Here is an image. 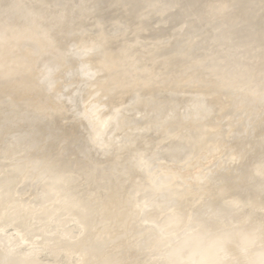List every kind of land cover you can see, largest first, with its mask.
<instances>
[{
  "label": "rangeland",
  "instance_id": "374dc122",
  "mask_svg": "<svg viewBox=\"0 0 264 264\" xmlns=\"http://www.w3.org/2000/svg\"><path fill=\"white\" fill-rule=\"evenodd\" d=\"M61 2L65 6L74 1ZM217 2L227 7L217 17L226 26L220 31L209 28L207 33L214 39L226 38L235 33V39L228 47L213 48L212 53L216 56L211 55L216 62L218 59L220 63L225 62L226 57L240 59L243 47L259 40L250 53H245L249 68L246 74L248 82L228 78L226 72L233 69L231 65L223 67L217 74L206 73L180 81L157 61L155 78L124 81L117 86V66L106 68L107 59L103 57L105 51L98 46V42L93 43L92 36L83 43L75 36L69 37L59 49L54 47L53 39L44 42L38 41L37 37L29 43L16 41L11 45L2 41L0 75L16 73L13 66L23 58L25 63L31 64L30 78L38 86L26 93L17 91L11 100L0 102V165L5 167L4 170L8 169L6 173L0 174V264H154L152 258L158 260L155 261L156 264H264V214H236L241 206L248 205L257 209L264 205V63L261 62L264 59V0ZM0 3L2 4V0ZM161 4L162 2L156 8L153 7L154 10H160ZM73 10L68 16L70 22H78L89 14L88 11L78 9L77 5H73ZM145 10H150L148 3ZM79 13L83 16L78 15ZM106 19L103 16L94 22L99 32L93 36H98L104 42L106 35L103 36V26ZM114 19L116 20L109 25L113 28L120 25L118 31L123 33V38L110 45V48L124 45L120 51L126 55L124 63L135 62L136 68L142 67L136 69L138 74L151 69L152 63L150 65L149 62L161 51L160 48L170 47L186 57L195 53L193 48L202 42L193 39L198 27L182 26L179 35L173 38L175 25H168L160 28L155 39L159 43L152 45L146 43L151 41L149 36L152 30L139 38L135 34L125 37L130 33L129 24H121L120 18ZM80 28L85 33L91 30L84 26ZM150 28H155V25ZM255 30L258 31L254 33ZM180 36L185 39L184 43L176 44L175 39ZM28 45L33 46L32 49L45 50L41 54L20 50ZM12 46L14 48L9 49ZM6 50H10V54H4ZM15 53L16 59L10 60L9 56ZM113 57L114 55L110 59H116ZM208 61L211 63L210 59ZM127 71L121 74L125 78L131 76ZM198 104L200 108L202 106L199 111L195 110ZM114 114L116 116L111 119ZM147 118L151 120L150 123ZM98 119L108 128L102 129L103 123ZM142 121H146L145 124ZM89 123L92 147H95V152L98 151L96 156L101 158L96 161L99 171L91 177H79V182L75 177L71 183H75V186L79 183L75 189L71 184L68 187L59 184L61 177L50 175L53 168H49L46 163L58 156L70 161L77 154L87 151ZM142 124L148 125L147 129L151 125L148 132ZM195 126L196 130H192ZM143 128L152 140L158 138L159 134V142L164 136L169 141L162 139L164 141H157V145L154 139V145L148 138L149 135L141 133ZM182 128L184 132H181L185 136H203L198 147L197 143L192 145L189 142L186 144L188 150L183 145L178 150L181 139L177 137L183 138V135L174 132ZM103 130L106 131L105 135ZM99 131L103 134H97ZM203 134L209 135V138ZM131 135L133 136L128 137ZM134 135H137L136 142ZM201 136H198L200 140ZM14 138H17V142H12V145L18 143L16 148H6ZM97 138H105L107 143H113L112 147L118 146L117 150L107 147L104 139L100 141ZM117 138L125 141H117ZM126 138H132L133 141L128 140L136 143V147L133 148L134 144ZM145 139L149 140L146 142ZM150 140L152 143L149 145ZM123 142H126L125 145ZM203 142L207 145H203ZM129 143L132 144L130 148L127 146ZM143 144L148 146V150L145 151ZM212 144L215 146L212 147ZM131 147L133 151L136 150L135 156L137 153H144L145 157L137 155L135 159ZM141 147L143 152H140ZM109 148L113 151L109 152ZM136 148H140V151L137 152ZM211 148H215V151ZM114 151L118 152L115 154L119 163L123 157H130V160L133 157L140 164L150 155L146 160L153 167L145 166L148 164L144 160L146 164L142 166L145 168H141L149 170L145 173L144 169L140 171V166L136 169L139 165L137 162L133 161L131 164L136 165L131 167L126 159L124 162L129 164L122 167L124 162L120 165L115 158H105L106 152H113L115 155ZM129 151L132 153H127ZM102 154H105L104 157ZM21 156L29 158V161L25 162L27 159L24 160ZM35 160L42 165L37 163L41 165L37 168ZM28 162L34 163V166ZM0 170L4 172L1 166ZM45 170L46 173L49 170V173L45 174ZM163 170L170 171L172 175L168 172L165 175ZM78 176L77 174V178ZM162 176H169L167 179L169 181L170 178V181L168 184L165 178L167 182L162 183L168 185L162 184L163 188L159 189L162 187L159 181ZM149 177L151 181L148 180ZM30 179H34L36 184H22L18 187V183L31 181ZM142 184L153 186H145V190L142 189L145 188ZM166 187L174 189L177 195H172L174 192L170 189L171 196ZM148 189L152 192L147 196H150L151 199L148 200L151 202L142 193L143 190L147 193ZM163 189L168 193L165 194ZM139 190L142 194H139ZM131 191L133 198L138 197L137 194L143 195L148 203L143 202V198L139 196L144 206H140L143 203L139 204L141 201L136 200L133 205L130 201ZM157 191L164 193L165 199L163 196H159L162 199L159 198ZM72 201L80 205V216L85 214L84 230L79 234V227L75 225L77 216L68 210ZM20 239L25 240L23 245ZM39 258H43L45 263L30 261Z\"/></svg>",
  "mask_w": 264,
  "mask_h": 264
},
{
  "label": "water",
  "instance_id": "95a60500",
  "mask_svg": "<svg viewBox=\"0 0 264 264\" xmlns=\"http://www.w3.org/2000/svg\"><path fill=\"white\" fill-rule=\"evenodd\" d=\"M12 1V0H10ZM9 0H2V5H10L11 2ZM40 2H45L46 3H51L53 0H27L25 4H33L34 7H37L38 3ZM91 1V0H89ZM88 1V2H89ZM147 0H122L121 4H114L113 0H98L95 1V3L91 4L90 8L92 12L89 13H102L101 15H104L108 20L111 17H116L122 19V23L129 24V34H125V37H129L130 34H135L137 38L140 37L143 33L152 30L151 37L149 36V39H151L150 43L152 45H156L159 42L155 40L158 36L159 30L162 27L168 26V25H175V32L173 33L172 37H176L179 35V29L182 26H185L187 28L188 26H191V28H197L195 32V37L193 39L195 40H201L202 42H199L198 46L196 48H193V52L195 53H190L189 55H186V57H182V52L177 51V50H172L170 47H167L166 49H161L160 52L156 54V56H153L154 59H151L152 65L150 66L151 69L144 71L142 74H138L136 69H142L141 68H136L134 66L135 62H131L127 64V62L124 63L126 59V55L121 51L123 48L122 46L124 45H119V46H112L110 48V45H113L116 41L121 40L122 34L118 30L120 29V25H117L115 28L113 26L109 25L111 23V20L108 22H105L104 29V35H106V40L105 42L108 44L107 47H105L106 43L103 41H100L98 36H93L96 35V32H98V29L96 28V24L94 23V18L96 17L95 14L92 15H87L88 18L85 16L82 22H75V26L69 27V25H66L65 23H62L60 21H50L51 19H46L43 20L46 29L52 30V37L54 41V47L56 48H61L64 43L67 41L69 37L75 36L77 40L81 43H83L87 38L92 36L91 40L93 43H102L103 46L105 47V52L103 53V57L107 59L106 63V68L112 69L113 67L117 66L118 69V77L115 80V85L119 86L122 82H131V81H137L140 79H148L147 77L155 78V64L158 61L159 65L162 66L163 68H167L168 72L170 75H175L178 77L180 81L189 78L192 76V78H197L201 74H206V73H212V74H217L220 73L222 68H227L228 66H232L233 69L231 71H227L226 73L228 74V78H233L236 79L239 82H248L249 80L246 78V74L248 72V65H247V57H245V53H250L256 44L259 42V40H254L247 44L246 46L243 47V56L240 59L236 58H229L226 57L224 60L225 62L220 63L219 59L216 62L211 54L215 55L212 53L213 48L219 47V48H225L230 46L234 39H235V33L231 34L230 36L226 38H221V39H214L212 36L208 35L207 30L211 28L213 31H220L223 30L224 26H226V23H220L219 20H217V17L221 14H223L226 11V5L222 4L220 2H217L218 0H161L162 2V7L160 10H154V8L150 9L149 11V17H147L148 22L142 23L141 19H144L143 16H146L143 14V16L139 13H136L137 11H140L141 9L145 10L146 5H147ZM100 3V4H99ZM208 8L207 13L205 12V8ZM50 14H59L60 12H53L49 8ZM78 11V10H77ZM103 11V12H102ZM37 12V11H35ZM79 12V11H78ZM141 12V11H140ZM146 13V10L143 11ZM40 13V12H38ZM78 15L83 16L81 13ZM77 15V17H79ZM100 15V16H101ZM87 18V19H86ZM106 19V20H107ZM208 19H216V23L212 24L209 22ZM82 20V19H81ZM80 20V21H81ZM105 20V21H106ZM10 25L14 24L18 31L22 29V26L24 25L21 19H16L13 18L10 20ZM80 24H84L85 28H88L90 30L89 33H85L83 30H81ZM151 25H155V28L151 29ZM2 26V24H1ZM99 28V27H98ZM109 28L111 31H109ZM24 29V28H23ZM258 30L253 31L256 33ZM85 33V35H84ZM134 36V35H133ZM124 37V38H125ZM230 37L233 38V40H230ZM205 40L209 43H204ZM140 44L141 43L139 40H137ZM169 39L166 41L168 43ZM217 42V43H214ZM29 43V42H28ZM92 43V44H93ZM163 44V43H161ZM144 45V44H143ZM33 46L28 45L27 47L20 48L22 51H30L32 53H39L43 52L45 49H32ZM163 47V46H161ZM14 47L9 49H13ZM172 48V45H171ZM56 49V50H58ZM86 52L87 50L84 49ZM83 51V52H84ZM89 51V50H88ZM99 51V50H98ZM169 51V52H168ZM7 52V54H10V50H6L4 54ZM116 57V59H110L112 56ZM172 56V57H171ZM17 57V54H11L9 56V59L14 61ZM113 57V58H114ZM158 58V59H157ZM23 59V58H22ZM21 59L13 68L17 70L16 73L10 75V74H1L0 75V102H4L6 100H11L12 96L17 92L20 91L22 93L30 92L32 90H35L38 86V84L33 83L32 79L30 78V67L31 64L29 62H24ZM211 63H209V60ZM153 61V62H152ZM140 62V61H139ZM264 63V59L261 61ZM260 62V63H261ZM128 70L127 72H130V77L125 78L121 74ZM121 75V76H119ZM45 85L47 84L46 81ZM47 86V85H46ZM89 139H88V149L87 151H84L82 153H79L76 155L75 158H73L70 161L65 160L63 157H56L52 161H49L48 164L52 167H58L60 169H65L70 167L71 169L75 170L80 178L83 177H91L95 172H98V166L96 161L98 159H101L100 156L95 155V150L92 147V142H91V127L89 123ZM183 129H178L174 133H181ZM12 142H17V138H14L11 143L7 145L6 148H11L13 147L12 150L16 148L18 145L15 144L14 146L12 145ZM151 144V143H150ZM1 148V145H0ZM105 158L107 159H114L115 156L112 155L111 153L108 154ZM103 158V159H105ZM41 164V162H38ZM3 170L5 167L3 165H0ZM8 170V169H6ZM6 170L4 172L0 170V174L6 173ZM1 174V175H2ZM31 181H25L23 183H18V187L24 184V186H33L36 184L34 179H30ZM39 183V182H38ZM243 200V199H242ZM237 213H259V214H264V205L262 208H257V209H252L248 205L241 206L237 211Z\"/></svg>",
  "mask_w": 264,
  "mask_h": 264
},
{
  "label": "bare ground",
  "instance_id": "6f19581e",
  "mask_svg": "<svg viewBox=\"0 0 264 264\" xmlns=\"http://www.w3.org/2000/svg\"><path fill=\"white\" fill-rule=\"evenodd\" d=\"M10 1V0H9ZM74 2H73V4H68V5H65V6H63V3L61 2V0H53L51 3H46V1L45 2H40L39 1V3H38V5H37V7H34L33 6V4H31V3H29L28 5L27 4H25L26 2H27V0H12V1H10L11 2V4L10 5H5V6H3L1 3H0V44H2L3 45V43L4 44H6V45H11L12 43H15L16 41H20L21 43H27V42H29V41H32L33 39H37V37H38V41H44V42H47V41H49L50 39L52 40L53 39V35H52V30L50 31V30H48V29H46V27H45V25H43L44 24V22H43V20H46V19H51L50 21H60V22H62V23H65L66 25H69V27H73V26H75L74 24H75V22H76V20H72V22H70L69 21V19H68V16L72 13V12H74V10H73V5H77V8L79 9V8H81V10H83V11H88V13L89 12H92L91 11V8H90V6H91V4H93V3H95V1H97L98 2V0H91V1H89V0H73ZM89 1V2H88ZM71 2H72V0H71ZM147 3H148V5H149V7H150V9H151V11H152V9H153V7L154 8H156V6H158V4L161 2V0H147L146 1ZM113 3L114 4H121L122 3V0H113ZM49 8L53 11V12H60L59 14H56V15H54V14H50V11H49ZM206 10H205V12H206V14L208 15L209 13H207V11H208V8L206 7L205 8ZM35 11H37V12H35ZM145 11V10H144ZM149 11L150 10H146V13H144L143 12V10H141V12L140 11H137L136 13H139V14H141L142 16H143V14H145L146 16H143L144 17V19H141V22L142 23H145V22H148V20L149 19H147V17H149ZM150 11V12H151ZM38 12H40V13H38ZM103 12V11H102ZM93 14H95L96 15V17L94 18L95 20H94V22H96V21H98L101 17H103L104 15H101L102 13H89V15H92V16H94ZM88 15V16H89ZM101 15V16H100ZM88 16H87V18H88ZM117 17V16H116ZM13 18H16L17 20L18 19H21L22 21H24L23 22V26H22V29L21 30H19L18 31V29H17V27L14 25V24H12V25H10V20L11 19H13ZM84 18V17H83ZM82 18V20L80 21H78V22H82V23H84L86 20L85 19H83ZM86 18V19H87ZM115 17H111L109 20H111V19H113L112 21H114V20H116V19H114ZM83 20H85V21H83ZM108 19H107V21L106 22H108L109 21ZM209 20V22L210 23H212V24H214V23H216V19H208ZM52 21V22H53ZM111 21V22H112ZM1 24H2V26H1ZM80 26H84V24H80ZM24 28V29H23ZM254 29H256V28H254ZM99 32V31H98ZM34 33H37V34H34ZM36 37V38H35ZM184 38L183 37H179V38H177V39H175V42H176V44H181V43H184ZM230 40L232 41L233 40V38L232 37H230ZM2 41H3V43H2ZM101 41V40H100ZM106 43V42H105ZM206 43H209V42H207L206 41ZM107 43H106V45H105V47H107ZM98 46L100 47V48H102V51H105V47L103 46V44L102 43H98ZM140 52V51H139ZM225 59V58H224ZM226 60V59H225ZM137 64V63H136ZM139 65V64H138ZM197 107V109H195V110H197V111H199L200 109H202V106H201V108H200V105L198 104V106H196ZM15 108V107H14ZM17 108V107H16ZM15 108V109H16ZM12 111H14V110H12ZM23 111H25L24 109H23ZM26 112V111H25ZM30 112V111H29ZM128 112H130V111H128ZM136 112V111H135ZM33 114V113H32ZM129 114V113H128ZM137 114V113H136ZM14 115H15V113H14ZM17 115V114H16ZM133 115V114H132ZM135 115V114H134ZM149 115V114H148ZM116 115L114 114L113 115V118H111V119H114V117H115ZM127 116V115H126ZM125 116V117H126ZM138 117H139V115H137ZM136 116V117H137ZM23 117H25V116H23ZM112 117V116H111ZM129 116H127V118H128ZM144 116L142 115V118H143ZM116 118H118V116L116 117ZM133 118H134V116H133ZM96 119V118H95ZM94 119V120H95ZM105 119H106V117H105ZM110 118H109V121H112ZM124 119V118H123ZM158 119V118H157ZM100 122H101V124L103 123L102 121V118H101V120L100 119H98ZM121 120V119H120ZM135 120V119H134ZM133 120V121H134ZM139 120V119H138ZM143 120V119H142ZM147 120H148V118H147ZM116 120H114V122H115ZM144 121V120H143ZM142 121V122H143ZM113 122V121H112ZM146 122V121H145ZM145 122H143V124H145ZM148 122L150 123L151 122V120L149 119L148 120ZM147 122V123H148ZM98 123V122H97ZM96 123V124H97ZM116 123V122H115ZM122 123V122H121ZM139 123H141V122H139ZM149 123H148V125H149ZM154 122H152V124H153ZM156 123V125H158L157 124V122H155ZM100 124V125H101ZM143 124H142V127H146V126H148V125H145V126H143ZM104 125H105V127H104ZM115 125V124H114ZM154 125V124H153ZM168 125V124H167ZM103 127H102V129H107L108 127H106V124H104L103 123V125H102ZM108 126V125H107ZM118 126H119V124H118ZM118 126H117V128H118ZM135 126V125H134ZM155 126V125H154ZM176 126V125H175ZM199 126H200V124H199ZM110 127V126H109ZM141 127V126H140ZM150 127H151V125L149 126V128L148 129H150ZM157 127H159V126H156L155 128H157ZM188 127V126H187ZM196 127L197 126H195L194 128H192V130H196ZM135 128H137L136 126H135ZM154 128V127H153ZM191 127L189 126V128H188V130L190 129ZM110 129H112V128H110ZM146 130H147V132L149 131L148 129H147V127L145 128ZM145 129L143 128V130L144 131H142L141 129H138V130H141L140 132L142 133V134H144L145 133V135L146 136H148V138H150V134H146L147 132H145ZM157 129H159V128H157ZM183 129V128H182ZM200 129H202V127H200ZM100 130V129H99ZM132 130V129H131ZM160 130V129H159ZM175 130H176V128H175ZM174 130V131H175ZM203 130H205V129H203ZM96 131H98V129L96 130ZM150 131H152V130H150ZM162 131V130H161ZM190 131V130H189ZM100 132V133H99ZM99 132H97V134H103V133H101L102 131H99ZM103 132H104V135H105V132L106 131H104L103 130ZM144 132V133H143ZM184 132V131H183ZM196 132V131H195ZM203 132V131H202ZM208 132V131H207ZM207 132H205V133H207ZM133 134H135V132H132ZM139 133V132H138ZM162 132H160V134H161ZM182 133V132H181ZM180 133V134H181ZM198 133V132H197ZM201 133V132H200ZM97 134H95L96 136H97ZM131 134V133H130ZM136 134H137V132H136ZM141 134V135H142ZM155 134V133H154ZM184 133H182V135H183ZM208 134V133H207ZM207 134H203V135H205V136H208V138H209V135H207ZM138 135V134H137ZM137 135H134V142H136V137H137ZM139 135H140V133H139ZM163 135H165V134H163ZM177 135H179V134H177ZM181 135V136H182ZM195 135V134H194ZM194 135H188V136H185V135H183V138H181V137H177V138H180L181 140H179V139H177L176 138V140H179L180 142H179V144L181 145V147H179L178 148V150L180 149V148H182V145L185 147V149H187L188 150V146L186 147V144H188L189 142H191L190 144H192V145H194V143H197L196 144V146L198 147V143H200V142H202V137L203 136H201V135H198V134H196V136H194ZM201 136V140H200V137H198V136ZM133 135H131V136H128V137H132ZM136 136V137H135ZM143 136V135H142ZM145 136V137H146ZM153 136V135H152ZM160 136H162V135H160ZM169 136V135H168ZM185 136V137H184ZM204 136V138L205 139H207V137H205ZM172 137H174V136H172ZM197 137V138H196ZM147 138V137H146ZM152 138V137H151ZM150 138V139H151ZM154 138V137H153ZM158 138H161V137H159V134H158ZM158 138H154L156 141H154V139L152 140V142L154 141V142H156L157 143V141L159 142V140H157ZM166 137L164 136V138H162V139H164L165 141L167 140V139H165ZM171 138V137H170ZM170 138H168V139H170ZM100 140V141H102L103 139L105 140V138H103L102 140H101V138H97L96 140ZM127 139V141L128 142H131V141H129L128 139H132V138H126ZM133 139H132V141H133ZM136 139V140H135ZM138 139H140V137L138 138ZM142 139H144V138H142ZM162 139H160L161 141H164V140H162ZM173 138H171V141H173L172 140ZM108 140H109V138H108ZM111 140V139H110ZM114 140V139H113ZM115 140H116V137H115ZM121 141L122 142V140H120V139H118L117 138V141ZM141 140V139H140ZM139 140V141H140ZM146 140V139H145ZM147 140H149V139H147ZM147 140H146V142H147ZM151 140H150V142H148V144L149 143H152L151 142ZM209 140H211V139H209ZM116 141V142H117ZM123 141H125V140H123ZM143 140H141V142H142ZM160 141V142H161ZM167 141H169V140H167ZM98 142V141H97ZM104 142H108L107 140H105ZM115 142V141H114ZM134 142H131V143H133L134 145H132V144H130V145H127V146H129V148H130V146L132 145L133 146V148H135L136 147V143H134ZM138 142V141H137ZM141 142H140V144H141ZM146 142H144V144L146 143ZM154 142H153V144H154ZM159 142V143H160ZM99 143V142H98ZM106 143H104V144H106ZM111 143V142H110ZM107 143V145H105V146H107V147H109V146H111L112 147V144L113 143ZM124 143V142H123ZM123 143H120L121 145H123ZM126 143V142H125ZM125 143H124V145H125ZM173 143V142H172ZM176 143L178 144V142L176 141ZM204 143L205 142H203V145H204ZM103 144V143H102ZM103 144V145H104ZM110 144V145H109ZM120 144H118V145H120ZM138 144H139V142H138ZM143 144V146L145 147V145H147V143L144 145ZM178 144V145H179ZM206 144V143H205ZM123 145V147H125ZM150 145V144H149ZM155 145V144H154ZM157 145H158V143H157ZM174 145V144H173ZM179 145V146H180ZM207 145V144H206ZM141 146H142V144H141ZM174 146H176V144L174 145ZM213 146H215V145H213L212 144V147ZM94 147V146H93ZM97 147V146H96ZM107 147H105L106 149H107ZM110 147V148H111ZM118 147V146H117ZM117 147H116V145L114 146L113 145V149L114 148H116V150H117ZM138 147H140V145H138ZM178 147V146H177ZM177 147H175V148H177ZM200 147V146H199ZM205 147V146H204ZM209 147H211V146H209ZM95 148V147H94ZM99 148V147H98ZM103 148V147H102ZM104 148V149H105ZM109 148V152H111V151H113V150H111ZM129 148H127L128 150H129ZM148 148V146L147 147H145L144 149H145V151H146V149ZM189 148H192V149H194V147H190L189 146ZM201 148V147H200ZM199 148V149H200ZM137 149V148H136ZM138 149H140V148H138ZM137 149V152H139L140 150H138ZM196 149V148H195ZM194 149V150H195ZM206 149V148H205ZM212 149V148H211ZM211 149H209V150H211ZM9 150V149H8ZM102 150V149H101ZM108 150V149H107ZM115 150V149H114ZM131 150L133 151V149H132V147H131ZM148 150V149H147ZM194 150H192V151H194ZM215 151V148H213L212 149V151ZM10 151V150H9ZM12 151V150H11ZM103 151V150H102ZM106 151V150H105ZM132 151L130 152H127V153H132ZM134 151H136V150H134ZM134 151H133V154H134V156L133 157H135V159H136V156L137 155H139V156H141V155H143L144 156V153H141V155L140 154H138L137 153V155L135 156V154H136V152L134 153ZM211 151V152H212ZM98 152V151H97ZM97 152H95V153H97ZM117 152V151H116ZM115 151H114V154L116 153ZM124 152H126V150L124 151ZM140 152H143L142 151V147H141V151ZM197 152H198V149H197ZM196 151H194V153H197ZM103 153V152H102ZM105 153V152H104ZM126 153V154H127ZM101 154V153H100ZM110 154V153H109ZM117 154H118V152H117ZM132 154V155H133ZM156 154V153H155ZM159 154V153H158ZM96 155V154H95ZM103 155H105V154H102V156ZM106 155H108L107 154V152H106ZM112 155H113V152H112ZM145 155H146V152H145ZM115 156V159L116 158H118V156L116 157V154L114 155ZM128 156H130V155H128ZM127 155H125V157H128ZM138 156V158H140V161H141V157H139ZM147 156V155H146ZM149 156V158L151 157L150 155H148ZM148 156H147V158H143L144 160H146V159H149L148 158ZM104 157V156H103ZM106 157V156H105ZM132 157V156H131ZM132 157V159L133 160H130L129 158L127 159V158H122L123 160H122V162H121V160H120V163L117 161V159H116V161H117V164H120V165H122L121 163H123L124 161H125V159L126 160H128L127 162H130V164L129 163H127V162H124L123 163V165H122V167L123 166H125V165H127V164H129L130 166L132 165L131 163L135 160L134 158ZM145 157V156H144ZM21 158L22 159H24L23 158V156H21ZM12 159V158H11ZM15 159V158H14ZM27 159V158H26ZM26 159H24V160H26ZM29 159V158H28ZM26 160L25 162H27V161H29V160ZM31 160L33 159V158H30ZM30 160V161H31ZM130 160V161H129ZM138 160V159H137ZM144 160L139 164L138 163V161H136L137 162V164H139L138 165V167H136V169L137 168H139V166H140V171H142L145 167L144 166H142V165H144V164H146L147 163V160L144 162ZM16 161V160H15ZM37 160H35L34 161V163H38V161L36 162ZM114 161V160H113ZM151 161V160H150ZM150 161H148V162H150ZM135 161H134V163H136ZM144 162V163H143ZM152 162V161H151ZM150 162V163H151ZM30 165H33V164H31L30 162H28ZM115 161H114V165H115ZM127 163V164H126ZM133 163V165L132 166H134L135 167V165L136 164H134ZM25 164H27V163H25ZM29 164H27V166L29 167L30 165ZM39 164V163H38ZM35 165V166H37V168H38V166H41V165ZM44 164H45V162H44ZM46 164H48V163H46ZM116 164V165H117ZM148 165H145V166H149L150 168H152L153 167V165L151 166V164L149 165V163H147ZM115 165V166H116ZM34 166V165H33ZM48 166H49V168H51L50 167V165L48 164ZM47 166V167H48ZM131 166V167H132ZM155 166V165H154ZM46 167V166H45ZM46 167V168H47ZM116 167H118V166H116ZM141 167H144V168H141ZM30 168V167H29ZM42 168H43V166H42ZM53 168V169H52ZM51 169H52V171H50V175L51 174H54L56 177L58 176V177H61V179H62V181L59 183L58 181H55L56 183L58 182L59 184H64L65 186H67L68 187V184L70 185L75 179V177H76V181H78V179L80 180V178H79V176H78V178H77V172H75L74 170H71V168L70 167H68V168H65V169H60V168H58L57 166L56 167H52ZM70 168V169H69ZM120 168H121V166H120ZM149 168V169H150ZM39 169H41V167L39 168ZM118 169H119V167H118ZM255 168H253V170H254ZM29 170V169H28ZM146 170H148V169H146ZM145 169H144V171H146ZM151 170V169H150ZM258 170V169H257ZM27 171V170H26ZM41 171V170H40ZM46 171L47 170H45V174H48L49 173V170H48V173H46ZM149 171V170H148ZM164 171V170H163ZM170 171H172L173 172V170L171 169ZM169 171V172H170ZM255 171H256V169H255ZM152 173H151V176L153 175V171H151ZM166 172H168V171H164V173H165V175H166ZM168 172V173H169ZM145 173H148L147 171L145 172ZM168 173H167V175H168ZM255 173V172H254ZM257 173H259V172H257ZM256 173V174H257ZM150 174V173H149ZM156 174V173H155ZM169 174H171V173H169ZM255 174V175H256ZM24 175V174H23ZM37 175V174H36ZM158 174H156V176H157ZM164 175V174H163ZM172 175V174H171ZM41 176V175H40ZM149 176V175H148ZM158 176H160V175H158ZM57 177V178H58ZM154 177V176H153ZM169 176H165L164 178H163V176H162V178L160 177L159 179V181H161V186H162V184L164 185V186H167L168 184H169V181H170V178H169V181H168V178ZM155 178V177H154ZM154 178H152V179H154ZM167 179V181H165L164 179ZM74 179V180H73ZM148 180H150L151 181V178L149 177L148 178ZM147 180V181H148ZM75 181V182H76ZM153 181V180H152ZM162 181L164 182L165 181V183L167 182L168 184H164V183H162ZM51 182H53V181H51ZM54 182V183H55ZM79 182V181H78ZM57 183V184H58ZM77 183V182H76ZM151 183V182H150ZM149 183V184H150ZM78 185H79V183H77ZM77 184H76V186H77ZM147 184V183H146ZM146 184L144 185V184H142V186L143 187H145L146 186ZM148 184V186H150ZM71 185H74V189H75V183H73V184H71ZM138 186H141V185H138ZM142 186L140 187V188H142ZM148 186H146L147 188H148ZM153 186V185H152ZM152 186H150V187H152ZM170 186V185H169ZM142 188V189H145V190H147V188ZM159 186H157V188H158ZM224 187V186H223ZM70 188H72L73 189V187L72 186H70ZM135 189H136V187H134ZM139 188V187H138ZM138 188H137V193H138ZM139 188V189H140ZM160 188H163V186L162 187H159V189ZM168 190V192L170 191V189L171 190H173L172 192H174V193H172L171 191V193H172V195L173 194H175L174 196H176L177 194L175 193L176 191H174V189H172V188H168V187H166ZM159 189H157V190H159ZM141 190V189H140ZM139 190V191H140ZM145 190H143L142 191V193H145V194H143V195H146V199L148 200V198H150V196L147 198V196L148 195H150L152 192L150 191V189H148L149 191H147V193H146V191ZM165 189H163V191H164ZM133 191H134V189H133ZM133 191H131V193H130V195H131V198H133ZM136 191V190H135ZM145 191V192H144ZM162 191V192H163ZM166 191V190H165ZM164 191V193L166 194V193H168L167 191L165 192ZM160 192H161V190H160ZM160 192H158L157 191V193H159L157 196L159 197V196H163V198L165 199V196H164V193H160ZM169 192V193H170ZM141 193V191L139 192V194ZM141 193V194H142ZM171 193H170V195H171ZM135 194V193H134ZM139 194H137V196L138 197H136V196H134V198H138V199H131L130 198V201H132V204L134 205V201L136 200V202H138V201H141V199H140V197L141 198H143L144 196L142 195V196H140ZM136 195V194H135ZM168 195V198H170V195L169 194H167ZM171 195V196H172ZM140 196V197H139ZM235 196V195H234ZM167 197V196H166ZM233 197V196H232ZM145 198H143L142 200H144ZM159 198H161V197H159ZM234 198V197H233ZM236 198H237V196H236ZM140 199V200H139ZM145 199V200H146ZM151 199V198H150ZM162 199V198H161ZM167 199V198H166ZM230 199V198H229ZM242 199V198H241ZM143 201V202H146V201ZM174 200V199H173ZM233 200V199H232ZM244 200V199H243ZM70 201V200H69ZM148 201H150V200H148ZM159 201V200H158ZM161 201V200H160ZM176 201V200H175ZM177 201H178V199H177ZM248 201V200H247ZM257 201H259V200H257ZM73 202V201H72ZM71 202V203H72ZM142 201L139 203V204H141V203H143ZM151 202V201H150ZM170 202H171V200H170ZM222 202H224V200L222 201ZM244 202H245V200H244ZM262 202V201H261ZM260 202V203H261ZM78 203V202H77ZM76 203V201L75 202H73L72 204H71V206L70 205H67V206H70L69 207V211H70V213L71 214H73L74 216H77V217H79V218H77V217H75V219H76V221L75 222H77V223H75V225L77 224V226L79 227L78 228V234L79 233H81L83 230H84V223H85V214H84V216L82 215V216H80V214L78 213V212H80V210H79V204H77ZM129 203H131V202H129ZM146 203H148V202H146ZM173 203V202H172ZM226 203V202H225ZM228 203H230V200H229V202ZM68 204H70V203H68ZM138 204V203H137ZM151 204V203H150ZM222 204V203H221ZM220 204V205H221ZM79 205V206H78ZM131 205V204H130ZM139 206V205H138ZM138 206H137V208H138ZM140 206H144V203H143V205L141 204ZM140 206H139V208H140ZM148 206V205H147ZM164 206V205H163ZM225 206V205H224ZM133 207V206H132ZM135 207V206H134ZM68 208V207H67ZM137 208H135V209H137ZM138 208V209H139ZM137 209V210H138ZM144 210V209H143ZM82 211V210H81ZM216 213V212H215ZM81 214H83V212H81ZM66 214H64V216H65ZM69 215V214H68ZM73 218V217H72ZM75 219H73V221L75 220ZM78 219V220H77ZM66 220V219H65ZM78 222H79V224H78ZM161 227V226H160ZM10 229V228H9ZM75 229V228H74ZM15 237H19V236H15ZM19 241H21L22 243V245H23V243L25 242V240H19ZM72 245H74V243H72ZM31 246V245H30ZM29 246V247H30ZM26 247V246H25ZM48 247V246H47ZM25 250V249H24ZM91 256V258L93 257L92 255H90ZM87 257H88V255H87ZM84 258H86V254H85V257ZM83 258V259H84ZM159 258V257H158ZM4 259H6V258H4ZM155 259V260H154ZM152 258V261L154 262V264H156L155 263V261H158L156 258ZM86 260V259H85ZM91 260V259H90ZM30 261H32V262H36V263H45V260L43 259V258H39L38 260L36 259V260H30ZM150 261V260H149ZM19 262H21V261H19ZM25 262V261H24ZM13 263V262H12ZM54 263V262H53ZM84 263H86V262H84ZM150 263V262H149ZM148 263V264H149ZM1 264H3V263H1ZM16 264V263H15ZM151 264H153V263H151ZM157 264H159V262L157 263Z\"/></svg>",
  "mask_w": 264,
  "mask_h": 264
}]
</instances>
